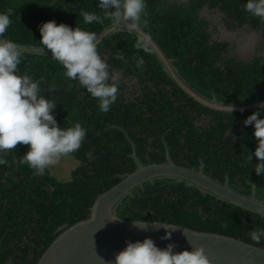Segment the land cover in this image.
Wrapping results in <instances>:
<instances>
[{
	"label": "trees",
	"instance_id": "1",
	"mask_svg": "<svg viewBox=\"0 0 264 264\" xmlns=\"http://www.w3.org/2000/svg\"><path fill=\"white\" fill-rule=\"evenodd\" d=\"M246 0H147L148 25L142 28L171 59L183 78L197 91L221 102L252 101L254 92L264 98V58L240 61L230 54L229 43L213 40L216 30L201 11H220L235 18L237 26L247 23L260 30L264 21L244 10ZM12 8L11 25L5 33L18 45L40 47L39 25L50 20L99 34L112 24H85L81 11L102 15L98 0H0V12ZM98 51L111 69L122 72L117 100L102 113L98 101L76 81L63 75L62 66L48 56L21 53L18 73L41 79V95L56 103L53 111L59 127L77 122L87 134L78 152L68 156L77 162L69 180H58L49 169L35 175L19 164L28 149L18 144L0 152L8 161L0 166V264H36L51 242L69 226L89 217L95 199L120 182V175L132 173L135 163L132 145L144 165L165 162L168 149L177 165L198 169L231 187L251 194L248 182L257 184V197L264 200V176L254 172L256 140L252 126L243 121L254 112L226 114L203 107L189 98L164 72L152 51L142 47L134 34L116 33L98 44ZM123 54L127 63L117 59ZM144 64L137 68L139 58ZM132 79L136 86L128 85ZM131 93L134 98L126 97ZM125 95V96H124ZM261 118H264V110ZM210 120L209 130L200 132L195 120ZM114 126V128H111ZM242 131H240V130ZM239 130L236 137L234 131ZM124 220L161 222L199 232L239 239L264 249L249 233L264 228V218L239 207L204 195L169 179L145 183L118 207Z\"/></svg>",
	"mask_w": 264,
	"mask_h": 264
},
{
	"label": "clouds",
	"instance_id": "2",
	"mask_svg": "<svg viewBox=\"0 0 264 264\" xmlns=\"http://www.w3.org/2000/svg\"><path fill=\"white\" fill-rule=\"evenodd\" d=\"M98 7L102 15L81 11L85 24H104L105 20H110L123 25L128 32H139L148 25L147 0H98ZM244 10L264 21V0H246ZM13 11L8 8L0 12V152L12 150L18 144L28 146L19 164L26 165L35 175H44L61 157L79 151L87 129L79 122L59 127L52 114L55 101L41 95L42 80L34 79L28 72L18 73L22 62L20 46L4 38L12 23ZM39 33L41 50L50 51L51 58L62 66L64 77L86 89L88 95L98 101L100 112H109L117 100L119 75L99 53L97 33L57 24L54 20L39 25ZM116 58L127 63L122 53ZM143 64L141 57L136 67L142 69ZM225 111L231 113L234 106L227 105ZM261 115L256 111L243 121L245 127L252 126L256 140L255 150L247 155L245 163L251 162L254 156L258 161L254 172L258 176H264V118ZM7 164L0 156V166ZM135 223L141 229L145 227L141 220ZM157 224L177 228L168 223ZM249 235L259 244L264 241V228L253 230ZM161 239L170 240L171 233L165 232ZM174 247L168 244L161 249L150 238L127 242L115 256L114 264H210L203 248L174 252Z\"/></svg>",
	"mask_w": 264,
	"mask_h": 264
},
{
	"label": "water",
	"instance_id": "3",
	"mask_svg": "<svg viewBox=\"0 0 264 264\" xmlns=\"http://www.w3.org/2000/svg\"><path fill=\"white\" fill-rule=\"evenodd\" d=\"M127 32L142 41V47L149 48L160 62L164 72L189 98L199 105L217 112H224L227 105L234 106L231 113L251 112L264 108V98L254 92L252 101L238 103L221 102L193 88L174 65L175 59L169 58L158 44L143 30L128 32L123 25L111 24L97 34V44L108 37ZM20 52L51 57L49 50L41 46L19 45ZM229 113V114H231ZM114 128V127H113ZM132 145V158L136 169L132 173L120 175V182L100 194L89 210V217L63 230L48 246L36 264H114L115 256L123 250L127 242L142 241L150 238L161 249L168 244L175 245L173 251L203 248L210 264H264V249L245 243L239 239L214 233L199 232L173 225L164 227L157 222H144L141 229L135 221L124 220L118 216V207L127 197H133L137 188L155 180L169 179L193 187L204 195L239 207L264 218V200L257 197L255 189L250 195L232 189L228 182L220 183L203 172L174 163L168 150L165 162L144 165L136 154L135 144L127 132L120 128ZM188 231H185V230ZM165 232L171 233L170 240L161 239Z\"/></svg>",
	"mask_w": 264,
	"mask_h": 264
},
{
	"label": "flooded vegetation",
	"instance_id": "4",
	"mask_svg": "<svg viewBox=\"0 0 264 264\" xmlns=\"http://www.w3.org/2000/svg\"><path fill=\"white\" fill-rule=\"evenodd\" d=\"M182 1H184V0H182ZM201 16H205L209 21L212 22L211 30H213V27L216 28V30L214 32H212L213 40H217L218 42L229 43L231 55L235 54L236 57L240 61H244V62H248L256 56L264 58V38L262 37L260 30H253L252 28H250V26L247 23H243L240 26H237L235 18L226 17L225 14L220 12V11H215L212 13V15H210L207 7L203 8V10L201 11ZM215 33L218 36L224 35V39L223 40L218 39L217 37H215ZM118 75H119V79L123 78L122 72H119ZM128 85L131 86L130 92L133 91L132 90L133 85H135V87L137 88V91L139 90V88L136 86V80L135 79H132L131 81H129ZM125 95H126V97L134 98L136 94L131 95V93H127ZM259 110H264V108L254 110V111H259ZM254 111H251V112H254ZM244 113H247V112H244ZM226 114H229V113H226ZM231 114H237V113H231ZM209 123H210V120L203 118V115L200 117V119L195 120V125L199 128L200 132L209 130ZM113 127L114 126H112L111 128H113ZM239 130L234 131L233 137L237 136V134L239 133ZM240 131H242V130H240ZM135 149H136V146H135ZM61 158L71 160L73 163H75L74 167H70L68 174H67V177L61 178L58 176V170H60L61 167H58L57 165L51 166L49 168V171L58 180H69L71 178V172L77 166V162H75L74 160L67 158V157H61ZM165 158H166V153H165ZM180 166H182V165H180ZM183 167H186V166H183ZM201 167H203V172H204L205 164L203 163L202 160L199 161L198 169L192 168V167H186V168H190V169H194V170L198 171ZM206 176H208V175H206ZM210 178H212V177H210ZM223 179H224L223 182H220L217 179H215V180L222 183V184L225 182H228V185L231 187V182L233 180L231 181L230 176L228 174H225ZM248 185L250 186L251 192L254 189L257 192V184L255 182H248ZM231 188L234 190H237L233 187H231ZM237 191H239V190H237ZM239 192H241V191H239Z\"/></svg>",
	"mask_w": 264,
	"mask_h": 264
},
{
	"label": "rangeland",
	"instance_id": "5",
	"mask_svg": "<svg viewBox=\"0 0 264 264\" xmlns=\"http://www.w3.org/2000/svg\"><path fill=\"white\" fill-rule=\"evenodd\" d=\"M215 37L221 40L224 39V35L218 36L216 33H215ZM55 165H57L58 167H61L60 170H58V176L61 178H64V177H67L70 167H74L75 163H73L71 160L60 158L59 162Z\"/></svg>",
	"mask_w": 264,
	"mask_h": 264
}]
</instances>
